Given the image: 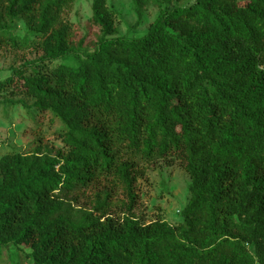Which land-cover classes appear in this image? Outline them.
Listing matches in <instances>:
<instances>
[{
  "label": "trees",
  "instance_id": "16d2710c",
  "mask_svg": "<svg viewBox=\"0 0 264 264\" xmlns=\"http://www.w3.org/2000/svg\"><path fill=\"white\" fill-rule=\"evenodd\" d=\"M182 1L132 0L135 26L148 6L159 14L127 40L92 0L87 53L75 0H0V47L40 53L0 94L62 126L55 155L0 157V258L25 246V264H264V0ZM17 21L33 40L11 33ZM160 161L190 180L175 225L133 214L137 182ZM92 186L103 190L77 217ZM115 191L125 201L113 216Z\"/></svg>",
  "mask_w": 264,
  "mask_h": 264
},
{
  "label": "rangeland",
  "instance_id": "374dc122",
  "mask_svg": "<svg viewBox=\"0 0 264 264\" xmlns=\"http://www.w3.org/2000/svg\"><path fill=\"white\" fill-rule=\"evenodd\" d=\"M192 1L183 0L178 5L184 7ZM106 2L114 12L118 36L127 40L142 38L159 14L155 7L148 6L144 11L142 22L135 26L136 15L133 12L132 0H106ZM91 4L92 0H75L69 14V19L77 31V39H85L83 52L87 53L95 48L96 30L90 28L88 24ZM11 33L27 41L33 40L20 21L15 23ZM39 56V52L29 48L16 51L5 46L0 47V81L10 77L13 69ZM60 63L74 67L78 61L68 57ZM31 105L30 99L23 95H11L9 90L0 94V157L9 152L32 153L36 147L53 156L61 147L60 142L55 138V134L62 130L61 124L48 114L37 117L34 110L30 109ZM189 183V177L179 162L160 161L151 166L145 176L137 182L138 201L133 210L135 218L145 224L156 219H162L170 225L177 224L181 218L180 211L189 200L187 191ZM102 188L92 186L78 198L77 203L73 202L74 215L78 217L81 211L92 210L95 194L102 191ZM110 199L113 216L121 215L124 211L122 204L125 201L123 194L115 191ZM29 252L30 250L25 246L9 247L3 252L0 264H25L28 262L25 256Z\"/></svg>",
  "mask_w": 264,
  "mask_h": 264
}]
</instances>
